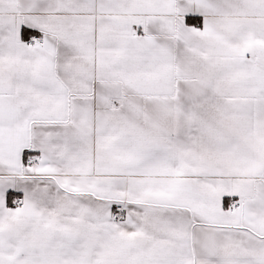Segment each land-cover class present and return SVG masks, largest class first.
<instances>
[{
	"label": "snow or ice",
	"instance_id": "1",
	"mask_svg": "<svg viewBox=\"0 0 264 264\" xmlns=\"http://www.w3.org/2000/svg\"><path fill=\"white\" fill-rule=\"evenodd\" d=\"M0 264H264V0H0Z\"/></svg>",
	"mask_w": 264,
	"mask_h": 264
}]
</instances>
